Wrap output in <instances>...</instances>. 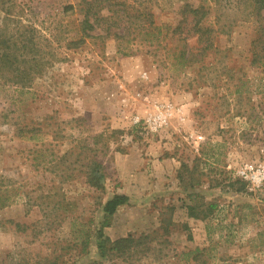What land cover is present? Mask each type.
<instances>
[{
  "label": "rangeland",
  "instance_id": "1",
  "mask_svg": "<svg viewBox=\"0 0 264 264\" xmlns=\"http://www.w3.org/2000/svg\"><path fill=\"white\" fill-rule=\"evenodd\" d=\"M0 1V24L32 27L50 60L24 88L0 74V264H94L99 233L136 239L112 264H264V181L242 176L264 173V9L121 0L155 35L75 46L80 0ZM185 4L204 7L214 46L201 56L197 34L200 62L183 68L170 32ZM90 160L104 190L86 183ZM115 195L129 201L108 216Z\"/></svg>",
  "mask_w": 264,
  "mask_h": 264
},
{
  "label": "trees",
  "instance_id": "2",
  "mask_svg": "<svg viewBox=\"0 0 264 264\" xmlns=\"http://www.w3.org/2000/svg\"><path fill=\"white\" fill-rule=\"evenodd\" d=\"M250 1V10L246 15L253 17L264 9V0ZM248 2L249 0L247 3ZM1 3L0 1V4ZM1 7L0 10L2 11L3 8ZM130 7L135 9L133 6L128 5L126 1L121 2V0H80L77 8L80 10L82 19L78 23L77 35L66 39V41L69 40L68 45L76 46L82 44L87 38H104L102 32L105 33V36H115L116 38L124 39H129L131 35L136 37L140 35H155V33L151 31L154 22L151 20L148 23V19H150L152 15L141 13L138 9H132L133 11L129 12L128 8ZM8 11L10 12V10ZM180 11L183 15V19L170 34L172 36L178 34V41H182L184 44L179 54H176L174 57L175 64L182 65L184 68L188 65L192 66L196 62H200L197 57L198 54H195L191 48H188V41L198 34L197 46L200 47L198 51H200L201 56H204L205 53L210 51L214 46L213 38L211 37V33L214 32V29L205 23L207 14L204 11V7H194L185 4ZM12 18L11 15H5L0 24V74L10 73L11 81L15 85L24 88L29 86L35 77L41 76L45 72L46 66L50 64V60L47 58V53L44 51L43 46H41L40 42L37 41L34 36L35 30L25 25H22V27L19 26L17 29H15V27L14 29H10L9 23L12 22ZM189 18H192L190 24L187 22ZM183 34L184 36L182 37ZM136 37H133V39ZM129 41L130 39L128 42ZM260 62V64L264 66V56ZM99 166L100 165L96 161L90 160V164L87 166L89 170L86 171L84 176L86 178V183L90 187L96 190H104V185L102 183L104 175L100 173ZM2 190L3 185L0 183V208L8 205L9 200L7 197L3 196ZM128 201L129 199L126 195H115L103 204L102 211L104 214L112 216L119 207L127 204ZM90 232L91 231H89L84 241L75 245H81L83 252L87 249L89 244ZM98 238L99 260L94 264H103L106 261L112 264V259L114 260L120 257L126 258L133 250L134 244H137L136 239L131 235L113 242L102 233H99ZM144 239H146V237H144ZM199 252L200 250L196 249L193 252L186 253V255L190 253L198 254ZM51 264H56V261Z\"/></svg>",
  "mask_w": 264,
  "mask_h": 264
},
{
  "label": "built area",
  "instance_id": "3",
  "mask_svg": "<svg viewBox=\"0 0 264 264\" xmlns=\"http://www.w3.org/2000/svg\"><path fill=\"white\" fill-rule=\"evenodd\" d=\"M202 139V137H198ZM263 171L255 169L253 166H250L245 171H242V176L247 180H256L259 183L264 181Z\"/></svg>",
  "mask_w": 264,
  "mask_h": 264
}]
</instances>
